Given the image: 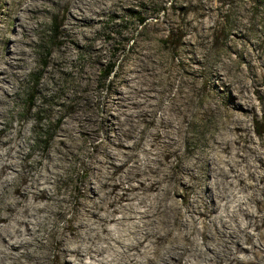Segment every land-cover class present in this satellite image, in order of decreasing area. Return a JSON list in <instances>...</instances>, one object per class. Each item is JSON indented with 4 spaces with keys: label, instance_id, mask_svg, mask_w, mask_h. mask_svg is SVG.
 I'll use <instances>...</instances> for the list:
<instances>
[{
    "label": "bare ground",
    "instance_id": "obj_1",
    "mask_svg": "<svg viewBox=\"0 0 264 264\" xmlns=\"http://www.w3.org/2000/svg\"><path fill=\"white\" fill-rule=\"evenodd\" d=\"M119 1L8 0L5 4L16 28L6 39L2 54L1 41L6 34L0 27V120L4 110L16 112V89L39 62L46 67L40 69L42 80L35 87L36 95L52 90L50 80L60 66H71L67 72L73 88L68 96L70 112L47 150L38 151L31 145L26 149L19 143L28 138L25 123L0 127V137L12 134L5 140L8 162L0 166V197L11 187L7 203H0V246L9 248L0 255V264H182L194 251L189 247L194 234L201 238L196 241L201 248L198 259L209 256L214 264H223L232 235L222 217L213 216L217 212L213 206L224 199V183L235 189L247 186L253 192L261 191L260 198L253 197L257 234L234 230L231 239L237 247L250 245L243 247V253L264 255V245L254 240L260 236L264 241V157L247 165L246 174L237 173L238 165L247 160L246 150L254 143L242 122L244 116L257 114L254 98L263 96L258 64L247 59L249 70L243 72L235 107L226 113V133L233 138L219 134L213 139L212 164L204 182L202 160L196 156L185 164L182 145L193 119L209 108L204 112L196 106L194 95L188 92L182 95L179 91L172 97L156 80L149 53L127 70L115 98L109 94L102 98L92 87L93 75L107 59L108 48L103 42L91 41L90 33ZM48 17L57 26V48L40 61L36 54ZM202 25L207 29L210 24ZM61 34L65 37L59 38ZM84 41L90 42L93 58L79 67L73 49ZM220 72L219 83L229 88L232 84ZM101 102L104 110L99 116ZM10 104L14 109L7 108ZM79 136L91 143L94 153L85 141L78 142ZM259 144L264 147V138ZM78 150L83 153L78 161L88 180L72 193L62 186L66 181L63 173L71 169ZM215 161L220 166H213ZM11 228L18 234L13 243L4 236ZM164 244L168 246L157 259ZM235 261L259 264L255 259Z\"/></svg>",
    "mask_w": 264,
    "mask_h": 264
},
{
    "label": "rangeland",
    "instance_id": "obj_2",
    "mask_svg": "<svg viewBox=\"0 0 264 264\" xmlns=\"http://www.w3.org/2000/svg\"><path fill=\"white\" fill-rule=\"evenodd\" d=\"M6 3L8 0H0V27L6 34L1 41L2 54L7 45L6 39L16 28L12 14L6 12ZM101 19L102 21L95 26L90 35L91 41L103 42L107 46L108 49L105 50L107 59L100 63L97 72L95 71L93 75V89L99 91L102 98L108 94L115 98L127 70L149 53V58L155 66L154 70L158 74L156 80L170 90L172 97L179 91L183 93L182 95L188 92L194 95L196 106L204 112L209 108L203 116L193 119L182 145V150L187 155L185 164H190L196 156L202 160L201 179L204 182H207L212 164L210 158L213 154V139L219 134H223V138L228 140L233 138L230 133H226V113L235 107L234 101L238 95L243 72L249 70L247 59H253L258 64L257 72L261 76L263 96L260 100L254 98L259 109L257 114L244 116L242 125L248 129L254 143L246 150L247 160L238 165L237 173L246 174L247 165L253 164L256 157H264V147L259 144L260 139L264 138V110H262V106L264 107V0H120L113 10ZM142 19L146 20V25L139 27ZM205 22L210 24L207 29L202 25ZM56 29L57 26L48 17L41 30L39 52L36 54L40 61L56 50ZM61 37L65 36L61 34L59 38ZM89 43L84 41L81 47L73 49V53L78 54L75 61L79 67L86 65L89 57L93 58ZM44 67L46 65L39 62L38 67L16 89L17 94L14 95L16 112L6 109L0 120V127H4V123L14 125L18 122L25 123V133L28 138H21L19 143L25 144L26 149L31 145L38 151L48 149L62 121L70 112L69 104L72 102L70 97L68 99L73 87L67 72L71 66L58 68L54 74L56 79L50 80L51 91L41 95L34 93L36 85L42 80L40 69ZM111 67H115L114 72L108 80H105L104 76ZM220 70V73L226 74L228 83L232 84L229 88L219 83L217 75ZM243 105L247 108L246 104ZM7 108L14 109L11 104ZM103 108L101 102L97 109L99 116L103 114ZM106 128L109 129L108 126ZM39 133H43L44 136L39 137ZM10 136L12 134L0 137V166L2 162H8L6 160L8 145L5 140ZM82 141L86 142L89 152L94 153L91 143L83 136H79L78 142ZM82 155V151H76L71 160V169L63 173L66 181L62 186L72 193H76L77 187L86 184L88 180V173L80 167L78 161V157ZM20 163L22 164L21 161ZM23 163H27V160H23ZM214 163L213 166H220L218 161ZM257 177L258 175L255 179ZM222 188L225 190L224 199L213 206L214 210L217 208L213 216L219 214L227 231L232 235L227 241L228 248L225 252L227 257L224 258L223 264L229 262L236 264L235 259L241 260L240 262L255 259L259 264H264V255L255 257L250 252L243 253V247L250 245L237 247L231 239L235 236L232 232L234 230L238 232L246 229L248 233L257 234L253 219V214L256 212L254 198H260L261 191L253 192L254 189H249L247 186L235 189L227 183H224ZM10 191L11 187H7L1 192L0 203H7ZM178 201L182 202V198L178 197ZM70 216L71 214L67 215ZM18 228L20 226L16 227ZM37 229L41 233L45 232L40 227ZM118 234L120 233H117V236ZM4 236L11 243L18 238L13 228L4 233ZM191 239L192 243L189 247H193L194 251L187 255V260L182 264H214L209 260V256L206 259L204 257L205 260L198 259L197 254L201 248L196 241L200 242L201 238L194 234ZM254 240L264 245L260 236H256ZM211 243L214 244V241ZM167 246L168 244L162 246L156 256L157 259ZM0 247L1 256L9 251L4 245ZM138 259L144 261L143 257Z\"/></svg>",
    "mask_w": 264,
    "mask_h": 264
},
{
    "label": "trees",
    "instance_id": "obj_3",
    "mask_svg": "<svg viewBox=\"0 0 264 264\" xmlns=\"http://www.w3.org/2000/svg\"><path fill=\"white\" fill-rule=\"evenodd\" d=\"M146 25V20H140V22H139V27H142V26H145ZM114 69H115V67H111V68H109L108 69V71L106 72V74H105V76H104V79L105 80H108L111 76H112V74H113V72H114ZM44 135H43V133H39V137H43ZM42 141V140H41ZM45 142V141H44Z\"/></svg>",
    "mask_w": 264,
    "mask_h": 264
}]
</instances>
